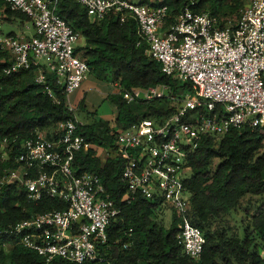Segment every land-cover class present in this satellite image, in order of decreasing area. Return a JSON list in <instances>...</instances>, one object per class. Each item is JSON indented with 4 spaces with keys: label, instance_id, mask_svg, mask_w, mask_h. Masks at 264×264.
<instances>
[{
    "label": "built area",
    "instance_id": "1",
    "mask_svg": "<svg viewBox=\"0 0 264 264\" xmlns=\"http://www.w3.org/2000/svg\"><path fill=\"white\" fill-rule=\"evenodd\" d=\"M6 1L27 15L35 29L29 38L0 35V48L12 60L6 74L36 68L35 81L57 101L47 84V72L52 73L74 113L57 123L52 138L45 131L24 140L16 156L18 168L6 170L0 178L2 185L17 182L31 201L48 196L65 202L66 208L21 220L10 233L47 264L56 258L97 264L104 262L99 251L109 241V226L122 213L120 204L142 197L157 209H171L180 220L178 238L185 254L199 258L206 238L190 219L186 161L209 137L245 126L264 128V0H250L237 23L225 26L208 12L195 11L197 0H185L173 14L167 0H74L93 19L110 13H120L122 22L134 19L138 46L146 45L147 55L160 63L165 75L188 85L176 95L168 84L134 90L115 84L128 103L162 99L174 108L167 114L142 117L116 133L114 157L122 163L127 188L120 203L101 175L79 173L74 165L77 153L91 146L79 133L84 123L70 103V95L90 73L76 52L81 34L56 12L57 0ZM7 145L5 139L3 148Z\"/></svg>",
    "mask_w": 264,
    "mask_h": 264
},
{
    "label": "trees",
    "instance_id": "2",
    "mask_svg": "<svg viewBox=\"0 0 264 264\" xmlns=\"http://www.w3.org/2000/svg\"><path fill=\"white\" fill-rule=\"evenodd\" d=\"M194 10L208 12L221 26L235 24L250 0H197ZM185 0H167L172 14ZM56 12L82 36L77 54L87 62L90 73L102 81L119 84L122 90L149 88L168 84L176 95L186 91L181 84L161 71V65L138 46V24L134 19L122 22L120 13H110L101 20L89 17L87 9L74 0H57ZM31 22L24 13L13 10L0 0L1 23ZM32 23V22H31ZM16 35V33H9ZM12 63L9 52L0 48V178L6 170L17 169L16 156L22 142L47 132L52 138L58 122L74 117L66 103L63 86L47 72L48 85L35 81L36 68L7 75ZM117 109L115 127L94 120L83 124L79 133L94 145L77 153L75 167L81 172L101 175L112 197L120 203L126 193L122 163L118 158L103 159L100 149L114 152L116 133L142 117L174 111L168 100L128 103L122 92L107 97ZM5 139L7 148H3ZM12 149V150H11ZM219 160L215 168L214 161ZM186 186L191 192L190 219L204 233L202 255L192 259L179 243L180 220L173 214L169 227L159 215L155 203L139 197L130 204L121 203L122 213L108 229L109 241L100 249L104 262L97 264H264V128H234L221 137H209L189 154ZM248 197L245 218L233 231L229 215L236 216ZM65 202L43 196L34 202L20 191L18 183H0V264H47L44 257L25 247L20 237L10 233L17 222L38 213L66 208ZM251 207L253 212H249ZM127 244V247H125ZM49 264H80L56 258ZM81 264H92L85 262Z\"/></svg>",
    "mask_w": 264,
    "mask_h": 264
},
{
    "label": "crops",
    "instance_id": "3",
    "mask_svg": "<svg viewBox=\"0 0 264 264\" xmlns=\"http://www.w3.org/2000/svg\"><path fill=\"white\" fill-rule=\"evenodd\" d=\"M2 29V28H1ZM24 34V33H22ZM26 37H31L27 36ZM108 84V83H107ZM105 81H102L89 73L80 88L70 95V103L75 110L78 107H82L84 101L88 98L96 102L99 107L97 108L93 121L109 122L110 127H115L117 118V109L107 100L108 95L115 94L119 88L115 84L107 85ZM92 121V122H93ZM88 124V123H84ZM94 145V144H92ZM91 145V146H92ZM108 150L100 149L99 155L105 160L108 158Z\"/></svg>",
    "mask_w": 264,
    "mask_h": 264
},
{
    "label": "rangeland",
    "instance_id": "4",
    "mask_svg": "<svg viewBox=\"0 0 264 264\" xmlns=\"http://www.w3.org/2000/svg\"><path fill=\"white\" fill-rule=\"evenodd\" d=\"M133 1H137V0H133ZM1 28L4 34H9V33H16V34H22L24 33V35L27 36H33L35 34V29L34 26L31 22H22L20 20H16L14 22H6L3 21L1 23ZM82 43V40H81ZM106 82V81H105ZM108 83V84H107ZM107 85L112 84V82H106ZM80 88V87H79ZM110 102V101H109ZM111 103V102H110ZM112 104V103H111ZM113 105V104H112ZM99 107V105H97L96 102L92 101L91 99H86L84 101V104L82 107H78L77 110H75V115L76 117L82 122V123H91L93 121V116L95 115V112L97 110V108ZM110 156L114 157L116 154L115 152H110ZM219 160H215L213 167L215 168L216 164L218 163ZM190 175V173H189ZM248 201V197H246L243 201H242V208L241 211L236 215H229L227 217L228 220V224L230 226H233V231H235V227L239 224V220L242 218H245L246 214L244 212V209L246 206V203ZM254 208L256 207H251L249 212H253ZM161 211L159 212V215L162 217V219L164 220L165 224L167 227H169L173 221V212L171 211L170 208L166 207L164 209H160Z\"/></svg>",
    "mask_w": 264,
    "mask_h": 264
}]
</instances>
